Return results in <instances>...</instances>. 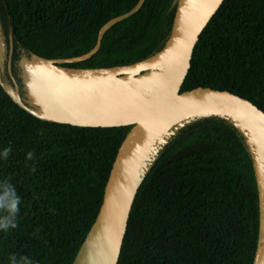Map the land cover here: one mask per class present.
I'll return each instance as SVG.
<instances>
[{"label":"trees","instance_id":"1","mask_svg":"<svg viewBox=\"0 0 264 264\" xmlns=\"http://www.w3.org/2000/svg\"><path fill=\"white\" fill-rule=\"evenodd\" d=\"M177 0H144L104 33L89 59L68 68H113L149 59L169 37ZM138 0H0L18 61L90 51L101 26ZM226 90L264 112V0H223L199 35L180 92ZM22 98V96H21ZM22 100H24L22 98ZM130 126L79 127L38 119L0 86V179L21 198L17 227L0 232V264H71L103 200ZM35 155L25 160L26 153ZM258 195L251 153L223 117L192 119L158 147L134 198L117 264H252Z\"/></svg>","mask_w":264,"mask_h":264},{"label":"water","instance_id":"2","mask_svg":"<svg viewBox=\"0 0 264 264\" xmlns=\"http://www.w3.org/2000/svg\"><path fill=\"white\" fill-rule=\"evenodd\" d=\"M223 0H177L169 37L149 59L113 68H68L89 59L112 25L144 0L105 22L94 47L62 59L32 54L18 61L28 103L0 72V86L38 119L79 127L130 126L112 164L103 200L71 264H117L137 190L158 147L192 119L219 116L237 128L251 153L258 195V236L252 264H264V112L226 90L180 92L200 33Z\"/></svg>","mask_w":264,"mask_h":264},{"label":"clouds","instance_id":"3","mask_svg":"<svg viewBox=\"0 0 264 264\" xmlns=\"http://www.w3.org/2000/svg\"><path fill=\"white\" fill-rule=\"evenodd\" d=\"M11 151V146L4 147L0 150V159L7 160ZM34 155L32 151H28L25 156L26 162L32 161ZM20 203L21 198L14 185L7 178L0 179V232H6L17 227ZM8 264H35V261L26 255L17 256L13 254L8 257Z\"/></svg>","mask_w":264,"mask_h":264},{"label":"flooded vegetation","instance_id":"4","mask_svg":"<svg viewBox=\"0 0 264 264\" xmlns=\"http://www.w3.org/2000/svg\"><path fill=\"white\" fill-rule=\"evenodd\" d=\"M2 30L1 22H0V31ZM12 42L10 44H7L5 42L4 36L0 32V72L3 77V79L10 84L22 98L25 102L28 103L27 93L24 88V85H18L16 83V80L13 76V70H12V60H11V49H12ZM20 71V69H18ZM21 76V74H20Z\"/></svg>","mask_w":264,"mask_h":264},{"label":"rangeland","instance_id":"5","mask_svg":"<svg viewBox=\"0 0 264 264\" xmlns=\"http://www.w3.org/2000/svg\"><path fill=\"white\" fill-rule=\"evenodd\" d=\"M2 30L0 31L1 34L4 36L5 42L10 44L12 42V36L9 28L5 27L1 22Z\"/></svg>","mask_w":264,"mask_h":264}]
</instances>
